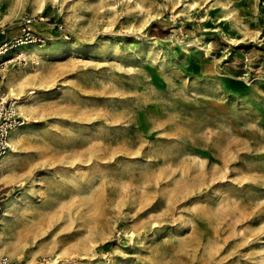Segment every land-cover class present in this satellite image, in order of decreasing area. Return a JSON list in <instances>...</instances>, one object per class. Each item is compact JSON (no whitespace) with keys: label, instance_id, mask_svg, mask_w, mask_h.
Listing matches in <instances>:
<instances>
[{"label":"rangeland","instance_id":"obj_1","mask_svg":"<svg viewBox=\"0 0 264 264\" xmlns=\"http://www.w3.org/2000/svg\"><path fill=\"white\" fill-rule=\"evenodd\" d=\"M26 15L0 255L264 264V0H0V38Z\"/></svg>","mask_w":264,"mask_h":264},{"label":"built area","instance_id":"obj_2","mask_svg":"<svg viewBox=\"0 0 264 264\" xmlns=\"http://www.w3.org/2000/svg\"><path fill=\"white\" fill-rule=\"evenodd\" d=\"M35 19L32 16H24L21 22V34L0 44V162L11 148V134L25 123V118L20 114L18 98L9 94L2 86L5 70L13 60L26 61L27 56L23 52L12 56V50L18 46L40 40L38 34L33 33L32 25ZM13 57H16L15 59ZM2 207L0 204V215ZM1 225V222H0ZM0 264H27L14 260L8 255H0Z\"/></svg>","mask_w":264,"mask_h":264},{"label":"bare ground","instance_id":"obj_3","mask_svg":"<svg viewBox=\"0 0 264 264\" xmlns=\"http://www.w3.org/2000/svg\"><path fill=\"white\" fill-rule=\"evenodd\" d=\"M12 82H14V78H13V76L11 75V76L8 77V79L6 80V84H7L8 86H10ZM19 137H20L19 130H14V131L12 132V134H11V140L14 142V144H16L17 140H19ZM14 144H13V145H14ZM11 146H12V144H11ZM14 146H15V145H14ZM10 152H11V151H10ZM12 152H14V149H13ZM3 161H4V159H3ZM3 161L0 162V169H1V167H2ZM3 166H4V165H3ZM7 211H8V208H6V209L4 210V212L0 215V222H1V220H3V218L7 215Z\"/></svg>","mask_w":264,"mask_h":264},{"label":"trees","instance_id":"obj_4","mask_svg":"<svg viewBox=\"0 0 264 264\" xmlns=\"http://www.w3.org/2000/svg\"><path fill=\"white\" fill-rule=\"evenodd\" d=\"M157 33H159L160 35L161 34H163L164 32H163V30H158V32ZM234 52H238L239 50L238 49H235V50H233Z\"/></svg>","mask_w":264,"mask_h":264},{"label":"crops","instance_id":"obj_5","mask_svg":"<svg viewBox=\"0 0 264 264\" xmlns=\"http://www.w3.org/2000/svg\"><path fill=\"white\" fill-rule=\"evenodd\" d=\"M2 39H3V38H0V40H2ZM3 41H4V40L0 41V44H1V42H3ZM2 84H3L4 89L7 90V91H9V89H6L7 87L5 88L3 81H2Z\"/></svg>","mask_w":264,"mask_h":264}]
</instances>
